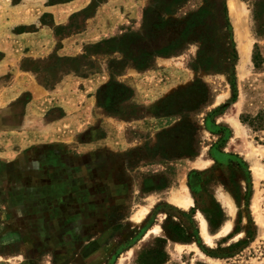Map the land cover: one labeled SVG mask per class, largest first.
Here are the masks:
<instances>
[{
  "label": "rangeland",
  "instance_id": "obj_1",
  "mask_svg": "<svg viewBox=\"0 0 264 264\" xmlns=\"http://www.w3.org/2000/svg\"><path fill=\"white\" fill-rule=\"evenodd\" d=\"M93 1L109 0H91L88 6ZM262 1L234 0L231 6L230 0H188L171 7L163 0H129L122 19L143 3L141 23L133 19L121 25V32L86 45L74 57L20 60L21 70L32 75L40 92L25 91L13 100L14 77L0 74V121L19 123L29 112L39 124L58 127L57 140L45 143L56 145L65 167L82 166L80 177L93 193L82 200L81 214L97 216L102 223L98 229L81 224L77 235L69 233L65 240L80 237L75 247L27 250L22 260L0 264H120L122 257L123 264H264V122L255 130L249 125L264 111V36L258 35L254 20V4ZM97 10L90 6L59 32L55 29L58 40L85 30ZM202 10L207 12L205 27L194 28L184 40L182 31ZM201 35L213 40L211 66L198 62ZM147 37L163 38L176 48L166 57L138 59L145 48L130 40ZM240 40L251 44L246 65ZM31 75L22 76L17 87ZM125 88L134 91L131 100ZM39 147H15L14 155L19 161L39 154L46 161L47 148L35 150ZM205 159L208 165L200 166ZM96 161L93 177L85 167ZM36 166L46 173L43 164ZM219 190L232 204L231 215L217 197ZM186 193L194 206L174 205ZM150 204L144 222L132 223L140 206ZM226 221L233 224L230 234L222 231ZM186 233L195 235L190 243L176 238ZM89 244L94 248H86ZM19 250L10 249L13 254Z\"/></svg>",
  "mask_w": 264,
  "mask_h": 264
},
{
  "label": "crops",
  "instance_id": "obj_2",
  "mask_svg": "<svg viewBox=\"0 0 264 264\" xmlns=\"http://www.w3.org/2000/svg\"><path fill=\"white\" fill-rule=\"evenodd\" d=\"M90 3L91 0H57L52 4L49 0H0V55H3V59L0 60V74L12 73L15 82L10 92L16 93L13 100L18 99L25 91L42 90L31 74L21 70L20 60L23 58L41 59L53 54L74 57L80 54L86 45L115 36L116 30L118 32L121 30V25L133 19L138 20V23L142 21L143 3L142 7L137 4V9L130 10L132 13L125 14V18L122 19V9L128 6L129 0H109L98 7L95 16L87 21L85 30L72 33L59 41L55 28L70 24L72 16L86 9ZM46 16H49L47 22L44 21ZM26 75H31L32 79L27 77L28 82L23 83L22 88L19 89L21 86L17 87L16 82L21 78L23 80L25 77L22 76ZM102 76L105 78L107 74ZM25 110L28 112L29 106L28 108L26 106ZM39 123L37 119L29 117V112L19 123L0 121V153H7L0 156V249H2L0 263L4 260L15 262L22 260L28 255L27 250L36 249L35 251L39 252L46 248L54 249L58 247L60 241L64 242L70 229L74 230L76 226H80V212L73 215L72 223L66 221L65 209H63L66 205L62 204V199L65 201V194L68 191L66 185H59L58 177L48 182L49 186L46 182L45 185L41 177H45L48 173L43 174L44 170L42 171L40 167L36 168V163H40L45 169L50 170L51 166L57 164L52 158L60 155L56 145L45 143L57 140L59 128L53 123L50 126ZM239 124L241 126L240 122ZM34 145L43 146L35 150L47 148L45 153H48L49 158L46 157L45 161L44 158L39 157V154L35 156L33 154L18 161L20 157L14 155L17 152L15 149L28 150ZM253 149L255 152L258 151L256 147ZM31 166L35 172H31ZM75 183L73 182L72 186ZM46 186L48 190L45 192L43 189ZM184 189L186 191V188ZM72 190L74 191V188ZM182 199L184 198L178 201L176 199L177 203H174L173 199L171 201L184 209L180 203ZM193 206L192 198V204L187 209ZM151 207L152 204L140 206L132 215L131 222L134 223L137 217H142V222L137 225L140 226L149 215ZM98 221H94L96 229L102 224ZM79 230L80 227L76 233H72L77 235ZM151 230L148 231L147 236L152 233ZM17 247L20 249L19 252L13 254L10 249ZM86 248H94V246L89 244ZM133 251L130 250L128 254H132ZM122 258L120 264L126 259L122 260Z\"/></svg>",
  "mask_w": 264,
  "mask_h": 264
},
{
  "label": "trees",
  "instance_id": "obj_3",
  "mask_svg": "<svg viewBox=\"0 0 264 264\" xmlns=\"http://www.w3.org/2000/svg\"><path fill=\"white\" fill-rule=\"evenodd\" d=\"M166 3L170 4V6H175L179 3H185L188 0H163ZM102 3H94V1L92 2V4L90 6L95 7V11L96 9L101 5ZM88 6L86 9H84L81 12H84L86 10H88V8L90 7ZM80 13V12H79ZM166 13L168 15H172V11L170 9L166 10ZM78 14V13H77ZM77 14L73 15L71 20L73 19V17H75ZM207 12L202 10L199 13H197L196 15L192 16V18L189 20L187 27L185 30H183V34H184V40L187 39V37L189 35L192 34V30L194 28H201V27H205V23H206V18H207ZM149 16V10H146V12L144 13V19L145 21L147 20ZM254 20L256 23V30L258 35L260 36H264V1L262 2H258L254 4ZM62 28V26H58L55 29H57V32H59ZM58 35V34H57ZM60 41V40H59ZM200 41L202 43L201 46V50L198 54V62L201 63L203 66H211L215 61H214V55L211 53V43L213 42V40L209 37L203 36L201 35ZM107 41L102 42L107 43ZM130 43L132 45H138L139 48L144 47V54L140 53L138 55V59L141 57L147 58L151 55H153L154 57H166L169 56L171 54V51L176 48V44H172L173 46H169L168 44H166V40L163 38L158 39L157 41L153 40V37H147L146 40L143 39H136V41H134V39L130 40ZM89 47H93V45H90ZM256 49H258V46L256 45ZM88 50V47H87ZM86 50V51H87ZM114 53V52H113ZM130 53L132 54V56L135 58L136 55L134 54V52L132 51V49H130ZM104 54H108V53H104ZM95 55H98L95 54ZM260 56L259 53L256 54V56L254 57V60H257V57ZM28 61L32 60V59H27ZM33 61V60H32ZM135 61V60H134ZM136 62V61H135ZM215 64V63H214ZM216 71H219L217 69H215ZM38 82L45 86L46 88H50L48 87L45 83L41 82L38 79ZM126 89V88H125ZM127 90V96L126 99L127 100H131L134 96L135 93L133 90L131 89H126ZM103 94V92H100V104H101V95ZM264 122V111L259 113L255 118L252 119V123L249 124L251 128H253L254 130L257 129L258 127H262V124ZM262 129V128H261ZM260 129V130H261ZM219 210L222 211L221 207L218 205ZM203 213L208 216L209 212L208 211H203ZM220 216H222V213H220ZM194 231V230H193ZM194 234H198V230L195 229ZM176 235V234H175ZM192 237H195V235H191L189 233H186V235H184L183 237H179L178 235H176V238L181 241L182 243H190L192 241ZM174 239V238H173ZM174 241H177L176 239ZM241 243H237L236 245H232L230 246V249H234L237 248Z\"/></svg>",
  "mask_w": 264,
  "mask_h": 264
},
{
  "label": "flooded vegetation",
  "instance_id": "obj_4",
  "mask_svg": "<svg viewBox=\"0 0 264 264\" xmlns=\"http://www.w3.org/2000/svg\"><path fill=\"white\" fill-rule=\"evenodd\" d=\"M52 159H54V163H57V164L51 166L50 170L46 169L45 174H47V173L48 174L45 177L42 176L43 178L41 177V179L44 182V184L46 182V184H48L47 186H49L48 182H51L54 178L58 177L59 185H61V186L66 185V188L68 191L66 192L67 194H65V198H66V199H64L65 201H63V199H62V202H63L62 204L66 205L65 208H63V209H65V213H66V221L68 223H72V221L74 219L73 215L78 213V212H80V214H81V210L83 209V206H84V201H82V200L89 199V197H90L89 195H91V192L93 193V191H91L92 189H90L89 187H86L88 185H85V183H84L85 181H83L84 178L80 177L81 176V170L83 168H82V166L79 165V163H77L75 166L76 168L74 167V169H73L71 167H67V166L65 167L64 166L66 159L61 154L59 156H57V158L55 157ZM79 161H81V160L79 159ZM97 165H98V162L96 161L95 163H92L91 165H89L88 168L85 167V169H87L88 173L92 170L93 177H96ZM49 171H51V172H49ZM73 182H76L74 186H72ZM79 184H80V187H79ZM82 184H83V187H82ZM47 186L45 187V189H43V191L46 192V190H48ZM72 187L74 188V191L72 190L73 189ZM85 188H87V189H85ZM43 191H42V193H43ZM80 216H81L80 225L84 224L85 227L87 225H89V226H93V228H95L94 227L95 226L94 221L99 220L98 222H100V219L97 216H94L91 214H89V215H82L81 214ZM77 227L78 226H76L74 228V230L70 229V231L66 234V236L64 238V242L60 241L58 247H55L52 250L58 252L60 249H62L63 247H66V246L67 247H75V245H77V241L80 237L79 238L76 237L77 238L76 240H65V239H67L69 237L68 236L69 233H72V232L76 233L75 230ZM93 228H91V229H93ZM66 243H69V244H66Z\"/></svg>",
  "mask_w": 264,
  "mask_h": 264
},
{
  "label": "bare ground",
  "instance_id": "obj_5",
  "mask_svg": "<svg viewBox=\"0 0 264 264\" xmlns=\"http://www.w3.org/2000/svg\"><path fill=\"white\" fill-rule=\"evenodd\" d=\"M230 2L232 4L231 6H233L235 3L234 0H230ZM240 43L242 44L241 49L243 51V59H244L243 65H246L248 62H250V48H251L250 46H251V44L247 40H240ZM207 162H208L207 159L202 160L201 163H199V165L200 166H207ZM186 194H187V196L183 197L184 199L180 200V203L184 209H187L192 204V197L189 195V193H186ZM217 197L221 201V203L224 205V207L225 206L229 207L228 213H229V215H231L232 204H231L229 198L220 190L217 193ZM198 217H199L201 226L204 230V233L206 235H208V222L206 221V219L204 218V216L202 214H199ZM141 222H142V217H137V220H134V223L136 225H139ZM261 223L264 224V221L262 220ZM232 229H233V224L231 222H227L226 225L223 227L222 231H224L225 233L227 232V234H229L232 231ZM241 236H242V234H240L238 237H241Z\"/></svg>",
  "mask_w": 264,
  "mask_h": 264
}]
</instances>
